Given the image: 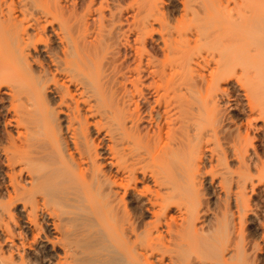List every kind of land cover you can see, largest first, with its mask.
<instances>
[{"label": "bare ground", "instance_id": "obj_1", "mask_svg": "<svg viewBox=\"0 0 264 264\" xmlns=\"http://www.w3.org/2000/svg\"><path fill=\"white\" fill-rule=\"evenodd\" d=\"M95 1L88 0V10ZM10 2L0 0V62H13L32 85L10 95L18 135L4 131L3 173L11 187L4 190L11 202L0 204V257L8 253L11 262L4 259L16 263L14 251L2 252L1 239L13 236L10 221L19 223L21 216L27 227L22 226L37 230L36 236L29 233L41 248L37 264H153L144 254L143 261L135 259L148 238L157 243L162 264H214L215 257V264H264V255L259 263L256 255L250 259L242 233L243 216L250 213L247 191L254 193V183L260 186L253 172L264 180V151L249 138L252 132L257 141L264 137V0H174L183 8L187 30H158L161 42H152L156 47L146 62L139 55L126 72L106 58L113 36H124L121 17H100L89 26L78 13L85 0ZM145 5L157 6L155 0ZM166 15L158 10L159 19ZM159 54L163 62H157ZM128 74L136 76L131 80ZM234 82L246 101L240 106L244 120L229 117L219 105L225 86ZM50 96L58 99L56 107ZM142 120L150 129L141 130ZM207 166L220 168V188L231 191L224 220L215 223L206 219L209 210L203 211ZM13 200L20 207L13 203L14 209ZM131 204L154 222L140 229ZM192 250L198 251L194 260ZM236 253L243 254L240 262Z\"/></svg>", "mask_w": 264, "mask_h": 264}, {"label": "rangeland", "instance_id": "obj_2", "mask_svg": "<svg viewBox=\"0 0 264 264\" xmlns=\"http://www.w3.org/2000/svg\"><path fill=\"white\" fill-rule=\"evenodd\" d=\"M10 1L11 0H8V4H11ZM15 1L17 3V1H19V0H15ZM173 1L174 0H155L157 6L154 5L155 8H154V6H152L151 8H149L148 6L145 5V0H103V5H101L102 0H96L95 1V4L93 5V8H91L90 10H88L87 9L88 0H85V4H83V6L81 8H79L78 13L79 14H83V17H84L85 21L88 22V25L89 26H92L94 24V21L96 22L97 20H99L100 17H103L105 21H110L112 19V17H114L115 19L120 18V17L122 18L121 27L123 28L122 29V32L124 31V36H121V37H124V39L126 37H128L126 39L129 40V43H130L129 46L130 47L127 46V45L125 46L126 39L124 40L123 38H121L120 36H118L119 34L118 35L115 34L113 36L114 37L113 40L111 41V49L109 51H107L106 58H107V62L110 61L108 63H111L112 62V63H114V65L117 64L116 67L118 69H119L120 66L122 67V69H119V70H121L122 72H126L127 71V69H126L127 65H129V67H131V68H134L135 67V61L133 59H136L137 60V58H139L140 56H143L142 59H143L144 63L146 62L145 59H148L147 58L148 57L147 55H149L148 53L149 52H152V49H153L152 48L153 47L152 45H154V47H156L155 44H153L152 42H155V43L157 42V44L161 42V38H160L161 37V33L160 32H163L164 31L163 29H165V27H168L171 30H174V29L187 30V28H188V20L185 19V17H183V8H182V6L180 4L179 5L178 4L176 5L175 4L176 2L174 3ZM178 1H182L183 2V0H178ZM158 10H163L164 13L167 14L166 17H165V19H164V21L161 20V19H159ZM154 14H155L156 17H152V15H154ZM48 19L51 20L52 17H48ZM53 25H54L55 29H57L58 28V25H59L58 24V21L57 20L56 21L54 20L53 21ZM145 26L147 28L144 29ZM168 28H166V29H168ZM154 29H155V31H153ZM166 29H165V31H166ZM161 30H163V31H161ZM152 32H153V34H152ZM156 32L159 33V34H157ZM116 33H118V32H116ZM118 38H120V39H118ZM151 38H153L154 40L152 41ZM144 41L145 42L147 41L148 44H144ZM56 42L57 41L54 42L55 43L54 45H55V47H58L59 46L58 45L59 43L58 42L56 43ZM38 45L41 48L43 46L42 44H39V43H38ZM159 46L162 47V45H160V44H159ZM137 53H139V54L137 55ZM144 57H146V58H144ZM156 60H157V62H160V61L163 62L165 60L164 54H159L156 57ZM122 64H124V65L122 66ZM111 68H113V67H110V69ZM34 69L37 70L39 68L36 67V65H35ZM123 69H125V70H123ZM37 71H39V70H37ZM208 71H210V70H208ZM127 76H129L130 79L132 80L136 75H134V74L133 75L128 74ZM119 77H121V75H119ZM120 79L122 80V78H120ZM151 82H152L151 80H149L148 82L146 81L145 82V85L146 84L149 85V83H151ZM31 85H32L31 79L28 76H24L21 73L19 74L18 67L13 62L8 61V60H6V61L3 60V61L0 62V90H1L0 91V97H3L1 99H4L5 100V101H3V100L0 99L1 101L4 102L3 103V102L0 101V108L3 107V109L4 108L6 109L5 111L2 108L0 109V150H1L0 151V156H1L0 157V162L2 161L0 163L1 164L0 165V168H1L0 169L1 170L0 171V175H2L0 177V182H1V186H0V194H1V197H0V200H2V199L5 198L4 200H2L3 203H0V204H3V205H6L7 204V206H9V207H10V204L8 202H11V201H9L10 200V199H8L9 197L6 196L8 194H7V192L5 193V190L6 189L9 190L11 187H10V185H8L9 184L8 183L9 180L6 178L7 175L4 174V173H7V169L5 168L6 166L4 165V163L6 162V160H5L6 157H4L5 155L3 156V154L5 153L4 151H6V150H3V149L4 148L6 149L7 146H8V145L6 146V144H7L6 140L8 138V135L4 131H7L8 130L9 133L12 132L14 137L18 135V132H17L18 129L15 128L14 122H12V121H14V119H12V118H14V114L11 111V108H10L11 107L10 106V95L12 94V91L14 92V90H16L15 92H18L20 90V88L21 89H23V88L24 89H29V88H31ZM226 86H225V89H227V95L224 97L225 99L223 98V100H221L222 101V102H220L221 104L219 103L220 107L222 108V110L223 109L226 110V114L229 117H234V119L236 121L237 120H244L246 118V113H245L246 111L244 109H242V108H245V106H246L245 105L246 104V101L244 100V97L237 90L238 88L236 87L235 82L228 84V86H227L228 88ZM126 87L129 90L132 89V85L130 83H128V82L126 83ZM50 98H51L50 100L53 101V103H51L52 106L56 107L55 103L58 102V99H56L54 96H50ZM139 99L140 98H138V96L136 94V100H139ZM240 106L241 107L243 106V107L241 108ZM9 108H10V110H9V112H7ZM238 108H240L241 110L240 109L238 110ZM146 114L147 113H144V115H142V116L146 117L147 116ZM10 119H12V120H10ZM6 121H8L10 123H8ZM4 123H5V125L7 124V127L6 128H8V129H6V130H5V128H3L4 127ZM11 123H12V125H11ZM141 124H143V126L141 127V130L142 129L144 130L146 128V126L148 127L147 129H150V127L148 126V122L146 120H142V123ZM13 125H14V127H13ZM251 134L252 135H250L251 137H249V138L251 140H254L253 141V142H255L254 145L257 148H259V151L260 150L261 151L262 150L264 151V137L260 134L259 135L260 136V139L257 141V139H253L254 135H255V138H256V134H254V132H252ZM230 160L231 159L228 160L229 165L232 164V166L234 167L236 163H234V161H233V163H231L232 161L230 162ZM3 161H5V162H3ZM2 163H3L4 166L2 165ZM207 167H208V168H206L207 171L206 170H205L206 172L204 171L205 173H207V175H206L207 177L205 176L206 179H210L211 180L212 176L215 175L214 172H216V171L217 172H216V175L213 176V178L215 179V183L213 184V186L211 188L209 186L210 185V182H209L210 180H205V182H204L206 186L204 185L203 188L204 187H205V189L207 188L208 191H206V192H208L207 194L209 196L203 197V199L205 198L204 199L205 200V203L203 204V207H204V210L203 211L205 212V210L206 211L209 210L208 213L206 212L207 214H205V215H207L206 216L207 218L206 217L205 218L207 219V221H208V219L210 220L208 222H212V220H213L212 223H215V220H217L216 222H219L220 220L221 221L224 220L225 211L223 209H225L224 208V206H225V199H226L225 197H226V195L229 194V192L227 191L228 188H226L225 185H223L224 187L221 185V188H220V184L218 183L219 182V179L221 177V174H219V173H221L220 168H217L216 167V169H214L213 170L214 172H213L212 171L213 168L211 169L209 166H207ZM4 171H6V172H4ZM209 172L211 174L212 173H214V174L211 175ZM253 173L252 174L255 176L254 177V182L256 181L257 184H259L260 186L258 187V185H256V183H254L255 186H256V188H257V189L255 188L256 190L254 191V193H252L253 191H250L249 189H248L249 191H247L249 193V194H247V200L249 199L248 200L249 203H250L249 204L250 205V208L249 209L251 211L250 210L248 211V209H247V212H250L249 215L246 214V215L243 216L244 219H245V216H247L246 217L247 224H246V226L244 228H242V229H244V230H242L243 231L242 233L244 234L243 237H245L244 238L245 239L244 242L246 241L245 243L246 244L247 243L249 244L248 246H246V245L245 246L249 250V253L250 254L252 253L251 255H249V257L252 256V255L254 257L256 255V257H255L256 259L255 258L253 259V257H252V259L255 260V262L259 263L260 261H258V260L261 259L262 256L264 255V253H263L264 252V239H263L264 237L262 236V231L264 229H261L260 226H259V225H262L261 223L264 224V180H262V182L260 183L259 182V178H261V177L257 176V173L255 171ZM255 173H256V175H255ZM217 175H219V176H217ZM262 177H264V174H263ZM217 179H218V181H217ZM3 182L5 184H7V183L8 184L7 185L2 184ZM216 182L218 183L217 186L215 185V184H217ZM207 183H209V184H207ZM214 185H215V187H214ZM150 186L153 187L152 184H150ZM4 188H5V190H4ZM142 188H143V186L140 187L139 190H142ZM234 188L235 187H233V189ZM153 189H154V187H153ZM2 191H3V193H1ZM2 196H5V197L3 198ZM232 200L234 201V198H232ZM233 201L231 202L232 205H234L233 203H235ZM14 202H15V200L12 201L11 206H12V204ZM14 204L17 205V203H14ZM14 204H13V207H14ZM17 206L20 207V205H17ZM235 206L236 205L233 206L234 209H236ZM13 207H11V208H13ZM137 207L138 206L136 204H133V205L131 204V207L129 209L133 210V211H130V214H132L131 215V218L133 219V217L135 216L136 220L135 219H133V220L136 221V223L140 227V229L145 228V226L147 224H150L151 222H154V219H155L154 216L151 215V217H150V214H148L146 212H145L146 213L145 214L144 211H142V209H143L142 207H139V208H141V210H139ZM205 207H206V209H205ZM207 208H209V209H207ZM230 208L232 209L231 206H230ZM14 209H16V207H14ZM234 209H232V211L233 212H236V211H234ZM140 211H142V212H140ZM174 212L175 211L172 212V215L174 214ZM222 213H223V216H222ZM133 214H134V216H133ZM140 214H142L143 216L142 215L140 216ZM175 214H176V212H175ZM21 215H22V213H21ZM234 216H237V212L235 213ZM137 217H139V219ZM174 217H176L177 220L178 219L180 220V217L178 216V214L175 215ZM177 217H179V218H177ZM237 217H235V220L236 221H237V219H236ZM239 217H238V219H239ZM18 219H19L18 220L19 223L16 222L17 220L16 221H10L11 230L13 231L12 232L13 233V236L12 237H9V239H8L9 241L6 240V238H5V241L6 242L4 243V242H2L4 238L1 239L2 240L1 241L2 248H3L2 249V252L4 251V253L6 254L7 252H10V250L14 251L15 252L14 253L15 255H13V258H14V260H16V263L14 262V264H17V263L20 264V262L22 260H23L22 263L23 262H26L27 264H37V260H39L38 258L40 257V255H38V254H40L39 252H41V248L39 246H36L35 242H33V241H35L33 238L36 236V231L37 230L36 231H32L31 230L32 233H35V236H34V234H29L31 231L30 230H27L25 228L27 226L25 224H23L24 222H26L25 218L23 219V218H21V216H19ZM21 219H22V221H21ZM247 219H250V220L252 219L251 222L254 223V224H256L257 226H259V228L258 227L257 228L254 227L253 228V226H251L252 223H249L250 220L247 221ZM239 220H238V222H239ZM139 221H140V224L141 225L138 224ZM257 221H258V223L261 221L259 223V225H258ZM20 222L23 225H25V227L22 226V224ZM40 222L43 224L42 221H39V223ZM21 227H22V230H21ZM43 230H44V233H45L46 232V229L43 228ZM22 231H23L24 234H22ZM26 231L28 233H26ZM48 231L49 230H47V232ZM47 232H46L45 235L51 237L53 233H51V231H50L49 234L47 235ZM225 232L226 231L223 230V231H221V234L224 235ZM25 233H26V235L28 234L27 237H26ZM44 233H43V235H44ZM263 233H264V231H263ZM21 234L24 237H22ZM237 234H238V232H237ZM20 236H21V238H20ZM225 236H226V234L223 236V239L225 238ZM235 236H237V235L235 234ZM260 236H261V238H260ZM52 237H51V239H54L55 235H53ZM234 238L235 237L233 235V239ZM246 239H248L249 241H247ZM255 239H257V242L258 243L256 242ZM224 240H226V239H224ZM254 240L256 242V245L253 244V243H255ZM26 242H27V244H26ZM10 243H12V245ZM30 243L31 244L33 243V244L31 245ZM21 244L22 245H24V244L28 245L29 244L30 247H29V245L28 246L24 245L25 247L24 246L22 247ZM16 246H17V248H16ZM31 246L32 247L34 246L35 248H32ZM253 246H254V248H252ZM257 246H259V247H257ZM255 247H257L256 248V251H254L255 250ZM18 248H19L20 252H19ZM30 248H32L33 251ZM14 249H16V250H14ZM260 249H262L263 252H261L262 250H260ZM216 251H217V253H214L215 254L214 256H218V254H219L218 253V250H216ZM211 252L212 253L209 252V254H211L212 255V258H213V251H211ZM256 252H257V254H256ZM140 254L141 255L144 254L146 257H149L150 261L153 264H162V261H161L162 254L158 251L157 243L152 244L150 242V239L149 238L147 239V242H146V250L145 251H138V253H137L138 256L137 255L135 256V259L136 260L140 259L141 261H143V258L141 257ZM21 255H23L22 257H25L26 260L23 259V258H21L20 257ZM237 255L238 254L236 253L235 256H237ZM240 255H241V257H240ZM242 255L243 254L239 253V257L237 256V262H240L241 261ZM5 256H4V258H7L8 259V255L6 257ZM210 256L209 255L206 256V260H208V257H209V260H210V258H211ZM197 257H198V251L196 252V250H192L191 253H190V258H192L191 260H194ZM257 257H259V258L257 259ZM4 258L2 259V257H0V259L3 260V263H4V261H5V264L8 263V262H11V259L10 260L9 259L8 260L6 259L8 261L7 262ZM215 258L216 259H214V260L211 259L212 262H214V261L217 262L218 261V257H215ZM239 258H241V259H239ZM250 259H251V257H250ZM31 260H32V262H31ZM165 261L167 262L168 260H165ZM166 262H164V264H166ZM8 264H10V263H8ZM38 264H43V263L41 261H39Z\"/></svg>", "mask_w": 264, "mask_h": 264}]
</instances>
